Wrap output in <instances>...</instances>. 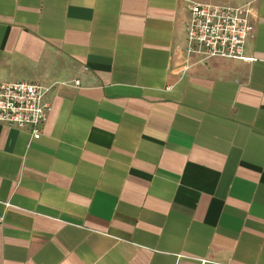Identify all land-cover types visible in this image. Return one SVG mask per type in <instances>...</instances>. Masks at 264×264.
<instances>
[{"label":"crops","instance_id":"0c3cea01","mask_svg":"<svg viewBox=\"0 0 264 264\" xmlns=\"http://www.w3.org/2000/svg\"><path fill=\"white\" fill-rule=\"evenodd\" d=\"M188 2L250 4L248 60ZM0 82L51 105L0 124V264H264V0H0Z\"/></svg>","mask_w":264,"mask_h":264},{"label":"built area","instance_id":"2783aa9c","mask_svg":"<svg viewBox=\"0 0 264 264\" xmlns=\"http://www.w3.org/2000/svg\"><path fill=\"white\" fill-rule=\"evenodd\" d=\"M186 53L202 61L211 58L247 61L243 49L251 35L250 4L224 7L188 2ZM77 86L78 81H73ZM50 87L29 82H0V124L27 130L38 140L51 112Z\"/></svg>","mask_w":264,"mask_h":264}]
</instances>
